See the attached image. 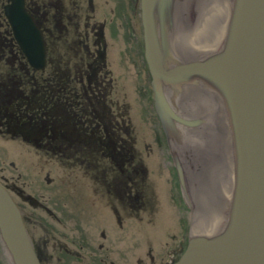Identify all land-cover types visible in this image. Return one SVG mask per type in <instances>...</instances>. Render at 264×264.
I'll use <instances>...</instances> for the list:
<instances>
[{
    "label": "flooded vegetation",
    "instance_id": "obj_1",
    "mask_svg": "<svg viewBox=\"0 0 264 264\" xmlns=\"http://www.w3.org/2000/svg\"><path fill=\"white\" fill-rule=\"evenodd\" d=\"M9 1L0 0V184L41 264H141L134 222L153 225L161 181L174 207L181 186L154 107L139 0H24L42 64L19 43ZM135 135H151V147L138 148ZM67 185L81 188L78 205ZM189 236L162 242L170 263ZM145 249L148 264H166L153 243Z\"/></svg>",
    "mask_w": 264,
    "mask_h": 264
},
{
    "label": "water",
    "instance_id": "obj_2",
    "mask_svg": "<svg viewBox=\"0 0 264 264\" xmlns=\"http://www.w3.org/2000/svg\"><path fill=\"white\" fill-rule=\"evenodd\" d=\"M139 8L154 107L193 209L171 264H264V0H139ZM5 13L42 64L43 36L24 0ZM0 240L11 264H41L1 184Z\"/></svg>",
    "mask_w": 264,
    "mask_h": 264
},
{
    "label": "rangeland",
    "instance_id": "obj_3",
    "mask_svg": "<svg viewBox=\"0 0 264 264\" xmlns=\"http://www.w3.org/2000/svg\"><path fill=\"white\" fill-rule=\"evenodd\" d=\"M136 110L134 109V114H136ZM137 139V147L143 148L145 147V144H147L149 147H151L149 144L152 142L151 135H135ZM12 153V152H11ZM156 163L158 164V160H156ZM155 161H152V163H155ZM66 194L67 199L69 200L70 204H76L78 205L80 200V190L78 186L71 187L70 185L66 186ZM159 189H160V205L156 208L155 211H153L150 214V217H153L152 222L153 225H149L146 223V219L144 218L145 222L143 223H136L134 222L133 225V241L136 242V246L134 247L133 255L139 256L142 255L141 258V264H148L149 258L146 254L145 245L146 243H153L154 244V252L153 254L159 255L160 258H165V263L170 264V259H172V256L174 255V252H171L169 250H164L162 248V242L166 241L171 234L182 232V234H191V224L193 220V209L189 201L186 199V202H183V199L181 197V201L177 200L179 198V194H182L181 189H174V198L177 202V207H174L171 203L169 198L167 197V191L169 189V186L166 185L164 181H161L159 183ZM178 192V193H177ZM185 201V200H184ZM183 202L181 209H179L180 204ZM92 212V211H91ZM94 221L99 220V216L95 215L92 218ZM185 230V231H184ZM125 251H119L120 256L122 254L124 255ZM0 262L2 264H11L9 257L6 253V250L4 249V246L0 240ZM150 262V261H149ZM133 264H137L136 261H134ZM152 264V263H150Z\"/></svg>",
    "mask_w": 264,
    "mask_h": 264
}]
</instances>
